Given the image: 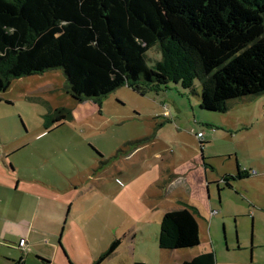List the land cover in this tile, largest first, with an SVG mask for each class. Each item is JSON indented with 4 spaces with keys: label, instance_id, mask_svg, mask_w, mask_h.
Listing matches in <instances>:
<instances>
[{
    "label": "rangeland",
    "instance_id": "rangeland-1",
    "mask_svg": "<svg viewBox=\"0 0 264 264\" xmlns=\"http://www.w3.org/2000/svg\"><path fill=\"white\" fill-rule=\"evenodd\" d=\"M146 57L150 65H155L161 60V53L154 47ZM68 88L61 69L12 80L8 90L0 93V145H24L21 152L12 156L14 164L10 163L13 170L15 166L21 167V176L36 175V169L23 167L36 168L37 161L40 163V175L55 184L64 182L61 174L75 176L79 171L92 174L91 181L69 195L74 205V216H71L69 223H72L75 234L70 239L72 250L65 252L71 264H94L114 240L123 241L122 234L131 223L140 220L144 225L139 228L142 227L146 234H152L137 250L145 264H161L163 261L182 264L207 252L215 254L216 264H264V181L256 183L244 179L232 183V188H229L219 179L210 185L207 182L203 188L196 186L192 193L196 202L191 206L198 211L196 219L200 226V245L175 250L176 255L164 250L163 257L148 254L155 246L159 251L157 236L161 220L154 222L153 212L149 216L143 210L142 205L148 201L147 196L141 195L144 187L141 190V186L128 183L136 181L138 176L141 183L148 180L146 170L159 163L158 159L153 163L148 159L144 161V155L160 154L166 162L171 154L162 149L168 140L176 141L172 149L178 160L176 167L180 172L184 171L186 164L182 158L191 153L181 144L194 145L198 132L204 133L205 140L209 142L203 149H197L198 157L212 158V167L219 174H224L227 152L233 149L237 152L231 161L234 171L242 166L243 170L253 175L252 178L254 175L264 176V95L246 104L256 109L254 124L233 130L230 140L232 133L228 130L226 117H230V124L234 125L232 117L235 112L220 114L202 110L198 97L179 85L171 84L167 92L177 99L181 113L167 103L163 93L149 92L146 96H140L122 87L105 97L79 102L71 97ZM195 89L196 94L201 93L199 82L195 83ZM157 95L161 97V105L153 101ZM63 108L72 112V119L52 124L59 116L57 111ZM159 108L162 110L161 117L155 115ZM168 109H173V114L163 117ZM46 121L50 123L49 130L45 129ZM144 139L146 143L158 142L154 148H148L126 161L124 156L134 150L128 144ZM185 179L189 181V177ZM78 182V185L83 183ZM12 201L13 216L9 218H15L12 228L24 231L27 226L18 221L29 222L31 211L23 204L18 206L17 199L12 200L2 194L0 225L8 218L6 203ZM173 204L175 206V202ZM164 205H168V200ZM123 206L127 208L126 211ZM15 207L21 211L18 213ZM69 208L68 205L66 210L61 209L64 218H67ZM149 217L150 223L147 224ZM49 220L55 223L59 219L51 212L43 213L41 208L40 225L46 229L44 224ZM61 241L64 247V241ZM191 256L194 257L190 259ZM32 261V264L38 263L36 257ZM55 264H64L61 257L57 258ZM103 264L131 263L120 257L109 258Z\"/></svg>",
    "mask_w": 264,
    "mask_h": 264
},
{
    "label": "trees",
    "instance_id": "trees-1",
    "mask_svg": "<svg viewBox=\"0 0 264 264\" xmlns=\"http://www.w3.org/2000/svg\"><path fill=\"white\" fill-rule=\"evenodd\" d=\"M154 47L161 60L150 65L146 55ZM54 69L63 71L79 102L122 87L146 96L175 84L198 96L202 110L225 114L264 95V0H0V93L14 79ZM57 113L52 124L72 119L70 110ZM247 177L239 171L222 180L232 188L230 181ZM196 214L183 202L165 213L159 248L199 246ZM120 244L114 241L94 264ZM182 264H216V256L207 252Z\"/></svg>",
    "mask_w": 264,
    "mask_h": 264
},
{
    "label": "crops",
    "instance_id": "crops-1",
    "mask_svg": "<svg viewBox=\"0 0 264 264\" xmlns=\"http://www.w3.org/2000/svg\"><path fill=\"white\" fill-rule=\"evenodd\" d=\"M167 91H169V89L159 93H163V98L168 101L167 103L173 105L177 113H181V106H179L177 99L171 97V93H168ZM160 98L161 97L157 95V97L153 101L156 102L157 105H161ZM253 99L254 98L250 100L240 101L234 104L228 111L235 112L232 117V119H234L235 121L234 125L230 124L231 118L226 117V120L228 121L226 122V124H228V130H230V132L232 133V135H230V140H232L231 138L233 137V130L250 127L256 121V109L253 107H247L246 105L247 103L253 101ZM198 104L200 105V101L198 102ZM228 112L225 114H230ZM169 113L170 115H172L173 109H168V113L164 112L163 117H165V115L167 114L169 115ZM155 115H157V117H161V108L157 110ZM175 125L177 126V124ZM222 127L224 126L222 125ZM196 135L197 134H195L196 142L194 143V145L189 146L186 144H181L186 147L191 153V155L182 158L183 163L186 164L184 171L180 172L176 167V163L178 160L174 154V151L172 150L173 146H175L176 141L173 142L171 140H168L166 141V146L162 149V151L169 152L171 154L167 158L166 162H164L165 160L161 159L160 154H155L148 157L144 155V161H147L148 159V161L153 163L156 159H158L159 163H157V165L154 163L146 170V173L149 175L148 180L141 183L140 176H138L136 181L128 182L131 183L132 186H141V190L144 187L145 190H142L141 195L143 197L147 196L148 201L142 205L143 210H146L149 213V216H151L150 214L153 212L152 220L154 222L156 221V219H160L162 221L165 213L178 208L179 202L186 203L190 206L194 205L196 200L194 196H192V193L195 191L196 186L203 188L207 185V182L210 185L211 183L217 182L219 179H223L224 176H237L239 171H241L242 173L246 172L248 174V177L244 178L248 181H254L256 183L264 181V176L254 175L255 177L252 178L253 175L249 171L245 169L243 170L242 166H238V172L236 170H233L234 166L232 167L231 161L233 160L234 153L237 154L236 150L233 149L227 152L228 159L226 160V170L224 174H219L216 168L212 167V158H204L202 156L200 159L198 157L197 149L200 148V143L208 141L205 140V134L203 139H198ZM227 140L228 139H226V141ZM157 142L158 141H152L151 143H145L141 145L139 148L133 150L130 154L124 156V159L127 161V159L135 157L137 154L147 150L148 148H154V145L157 144ZM24 148L25 147L23 144L12 147H5L0 145V194L9 197L12 200L17 199L18 206L23 204L25 206H28V210L31 211L29 222L25 220L18 221L19 223L21 222L25 224L27 226V229H25L24 231H18L12 228V225L15 224V218L13 217V219H9L10 216H13L12 211L14 210V203L13 201L6 203L5 211L7 212L8 218L3 220V224L0 225V264H30L31 262L33 263V257H36V260L38 262L37 264H55V261H57L58 257H61L64 264H71L72 261L65 252H69L70 249L72 250L70 239L75 234L73 231L72 223H69V220L72 219L71 216L74 208V205L70 202L71 197L69 195L70 193L79 191V188L81 186H84V184L86 185L88 181H91L92 174L90 175L89 173H84L83 171H79V173L75 174V176H67V174H61L60 176H62L64 182H60L59 184L57 183V185L54 182L45 180V178L40 175V163L37 161L36 168H34L33 166L23 167V169H36V171H38L36 175L30 177L21 176L19 174L21 167L19 165L15 166V170H13V167L10 163L14 164L13 160L11 159L12 156L21 152ZM143 173H145V171ZM215 174L217 175L216 177H214ZM186 177H189V181H186ZM244 179L230 181V184L232 186V183H238L243 181ZM78 181H81L83 183H81V185H78ZM178 185H180V187ZM246 193H248V191H246ZM167 200L168 205L165 206L164 204H166ZM174 202L175 206L173 204ZM68 205L70 207L69 213L67 218H64L61 209L66 210ZM15 208L18 213L19 211H21L20 208ZM41 208H43V213L51 212L53 216L59 220L55 223L54 221L49 220V222H46L44 224L46 225V229L43 228L40 225ZM123 209L124 211L127 210V208H125L124 206ZM63 221L65 222V224H63ZM149 223L150 217L147 224ZM6 225H8L7 230H5ZM140 225H144V222L142 220H140V222H133L127 227V229L122 234L123 241L119 240L121 243L120 246L109 258L115 259L123 257L131 264H145L142 256L137 252V250L138 247L144 242L146 237H150V235L152 234H146L142 227L141 229L139 228ZM61 226H63L64 228H62V234H60L59 236ZM85 237H88L87 234ZM22 239H25L27 241V245L24 248H19L18 245ZM61 240L64 241V247L61 243ZM158 250L159 251H157L155 246L149 250L148 254L153 253L156 256H158L159 254V257H163L166 251L161 250L159 248V245ZM168 252L169 254L176 255L174 251ZM192 257L194 256H191L190 259H192ZM171 263L172 262L170 261L161 262V264Z\"/></svg>",
    "mask_w": 264,
    "mask_h": 264
},
{
    "label": "built area",
    "instance_id": "built-area-1",
    "mask_svg": "<svg viewBox=\"0 0 264 264\" xmlns=\"http://www.w3.org/2000/svg\"><path fill=\"white\" fill-rule=\"evenodd\" d=\"M204 133H202V132H199V133H197V135H196V137L198 138V139H203L204 138ZM215 213H217V212H215ZM26 245H27V241L25 240V239H22L20 242H19V248H24V247H26Z\"/></svg>",
    "mask_w": 264,
    "mask_h": 264
},
{
    "label": "water",
    "instance_id": "water-1",
    "mask_svg": "<svg viewBox=\"0 0 264 264\" xmlns=\"http://www.w3.org/2000/svg\"><path fill=\"white\" fill-rule=\"evenodd\" d=\"M201 153H203V152H201Z\"/></svg>",
    "mask_w": 264,
    "mask_h": 264
},
{
    "label": "flooded vegetation",
    "instance_id": "flooded-vegetation-1",
    "mask_svg": "<svg viewBox=\"0 0 264 264\" xmlns=\"http://www.w3.org/2000/svg\"><path fill=\"white\" fill-rule=\"evenodd\" d=\"M223 181V180H222Z\"/></svg>",
    "mask_w": 264,
    "mask_h": 264
}]
</instances>
